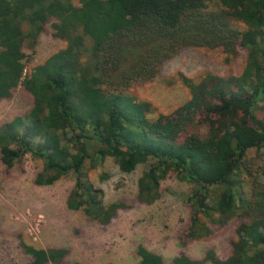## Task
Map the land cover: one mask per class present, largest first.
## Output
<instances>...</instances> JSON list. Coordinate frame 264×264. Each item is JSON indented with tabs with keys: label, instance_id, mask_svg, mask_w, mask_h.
<instances>
[{
	"label": "trees",
	"instance_id": "trees-1",
	"mask_svg": "<svg viewBox=\"0 0 264 264\" xmlns=\"http://www.w3.org/2000/svg\"><path fill=\"white\" fill-rule=\"evenodd\" d=\"M47 24L65 47L24 79V44L33 45ZM185 48L231 58L244 50V66L237 76L183 79L191 92L184 115L152 119L149 103L125 93L154 80ZM22 83L29 111L0 125L6 169L29 155L42 163L37 186L73 174L66 207L106 225L124 205L104 204L83 178L85 162L110 158L130 173L150 161L137 200L155 202L169 176L190 185L187 238L242 219L226 258L209 249L201 259L181 253L172 264H264V0H0V100ZM229 85L234 93L222 90ZM19 245L28 264H62L67 255ZM136 253L137 264H165L143 246Z\"/></svg>",
	"mask_w": 264,
	"mask_h": 264
},
{
	"label": "rangeland",
	"instance_id": "rangeland-1",
	"mask_svg": "<svg viewBox=\"0 0 264 264\" xmlns=\"http://www.w3.org/2000/svg\"><path fill=\"white\" fill-rule=\"evenodd\" d=\"M64 47L65 42L55 38L51 25L47 24L33 45L24 44V79L35 66ZM244 60V50L231 58L219 49L185 48L162 65L154 80L134 85L125 94L136 102L149 103L152 111L148 116L152 119H175L184 115L181 108L191 99L183 79L197 83L208 75L237 76ZM222 90L234 93L236 88L229 85ZM31 104L32 97L22 83L10 99L0 100V125L24 116ZM257 114L260 116L261 111ZM199 120L196 116V121ZM199 130L205 133L207 126L201 124ZM253 154L254 151L248 153ZM150 164L149 161L130 173H123L110 158L85 162L83 178L101 190L104 204L124 205L108 224L102 225L89 220L81 210L66 207L67 197L75 185L73 174L53 185L37 186L34 178L42 169L41 161L27 155L10 169L0 162V264L30 262L19 245L20 240L35 248L66 249L62 264H137L138 246L161 255L165 264H172L181 253L201 259L209 249L219 258H226L242 219L212 227V233L204 239L187 238L190 185L169 176L162 181L161 194L155 202L148 205L138 202L137 180ZM241 191L246 194V185H242Z\"/></svg>",
	"mask_w": 264,
	"mask_h": 264
}]
</instances>
